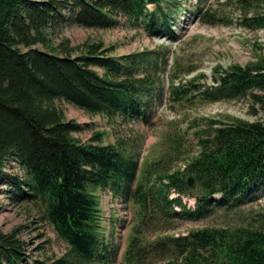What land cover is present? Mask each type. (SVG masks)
Segmentation results:
<instances>
[{"label": "trees", "instance_id": "obj_1", "mask_svg": "<svg viewBox=\"0 0 264 264\" xmlns=\"http://www.w3.org/2000/svg\"><path fill=\"white\" fill-rule=\"evenodd\" d=\"M187 1L0 0V186L7 185L16 202L43 206L45 219L68 245L59 258L30 263L22 229H0V264L110 262L115 253L104 239L98 197L107 188L125 199L132 196L138 206L139 222L125 260L142 264L144 251L137 237L142 226L179 216L172 204L180 200H170L169 194L171 189L191 192L188 175L197 184L198 213H188L195 219L207 212L213 195L239 203L264 186V121L215 122L212 133L198 138L199 152L183 171L151 166L137 180L138 160L117 144L101 145L103 132L88 143L80 141L74 134L83 126L66 120L57 105L62 100L111 122L119 114L146 121L143 97L154 88L144 72L157 65L153 53L114 57L102 42H87L79 49L64 40L55 46L54 29L65 23L106 30L116 27L121 17H141L148 35L165 32L174 38L169 12ZM237 2L245 27L264 28V15L252 9L263 8L264 0ZM218 80L216 93L249 97L264 112L263 58L232 66ZM8 166H18V173L11 175ZM187 234L155 241L154 249L164 258L161 264H264L261 228H206Z\"/></svg>", "mask_w": 264, "mask_h": 264}, {"label": "rangeland", "instance_id": "obj_2", "mask_svg": "<svg viewBox=\"0 0 264 264\" xmlns=\"http://www.w3.org/2000/svg\"><path fill=\"white\" fill-rule=\"evenodd\" d=\"M181 7L178 20L172 26L177 40L164 33L148 36L142 18L121 17L119 25L106 30L65 23L63 28L54 29V37L57 38L52 44L55 46L64 40L79 49L87 42H102L105 49H113L111 56L151 52L154 53V61H157L155 67L144 72L148 81L155 83V90L149 92L146 98L151 116L149 124L122 117L111 122L105 115H90L65 101H57L66 120L83 126L81 132L74 134L80 141L88 143L94 134L103 132L101 145L123 147L136 161L139 160L141 169L147 163L158 161L165 168L177 170L196 156L200 149L198 138L212 133L215 122L230 123L233 119L264 121L261 106L255 105L249 97L214 101L201 95L213 85L214 70L227 73L232 66L244 67L258 58L264 59V29L244 28L241 25V10L235 0H191ZM259 7L252 9L264 15V4L263 8ZM205 12L219 21L216 24L203 23L200 16ZM75 53L77 55L78 51ZM177 87L189 89L186 99L177 98L174 92ZM12 167L7 169L14 176L19 169L18 166ZM0 189V229L5 233L22 229L20 238L26 242L31 257L28 260H52L67 252V244L45 219L44 208L40 204L16 202L11 198L7 185L0 186ZM107 193L101 190L98 194L102 231L111 244L116 243L121 248L116 264H125L124 253L132 228L137 223V209L132 202H124ZM255 195L247 205L229 213L219 210L202 221H179L175 223L178 229L171 233L240 226L264 230V220H261L264 216V191L254 200ZM184 200L194 198L184 196ZM145 231L149 238L157 235L151 230ZM148 264H154V260L150 259Z\"/></svg>", "mask_w": 264, "mask_h": 264}, {"label": "water", "instance_id": "obj_3", "mask_svg": "<svg viewBox=\"0 0 264 264\" xmlns=\"http://www.w3.org/2000/svg\"><path fill=\"white\" fill-rule=\"evenodd\" d=\"M189 185H190V186H193V178H190V179H189Z\"/></svg>", "mask_w": 264, "mask_h": 264}, {"label": "bare ground", "instance_id": "obj_4", "mask_svg": "<svg viewBox=\"0 0 264 264\" xmlns=\"http://www.w3.org/2000/svg\"><path fill=\"white\" fill-rule=\"evenodd\" d=\"M260 8V7H259ZM62 99V98H61ZM85 109V108H84ZM73 122V121H72ZM75 123V122H74ZM78 132V131H77ZM72 133V132H71ZM75 137V136H74ZM77 138V137H76ZM258 170V169H257ZM26 174V173H25ZM99 188V187H98ZM230 198V197H229Z\"/></svg>", "mask_w": 264, "mask_h": 264}]
</instances>
